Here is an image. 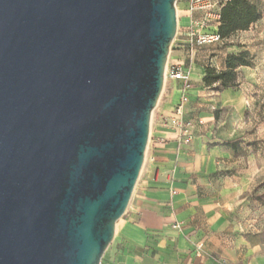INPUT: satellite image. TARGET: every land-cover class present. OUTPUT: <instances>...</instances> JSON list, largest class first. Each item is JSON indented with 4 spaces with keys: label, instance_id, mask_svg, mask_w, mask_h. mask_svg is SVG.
I'll return each instance as SVG.
<instances>
[{
    "label": "water",
    "instance_id": "1",
    "mask_svg": "<svg viewBox=\"0 0 264 264\" xmlns=\"http://www.w3.org/2000/svg\"><path fill=\"white\" fill-rule=\"evenodd\" d=\"M178 0H0V264H100L161 96Z\"/></svg>",
    "mask_w": 264,
    "mask_h": 264
},
{
    "label": "crops",
    "instance_id": "2",
    "mask_svg": "<svg viewBox=\"0 0 264 264\" xmlns=\"http://www.w3.org/2000/svg\"><path fill=\"white\" fill-rule=\"evenodd\" d=\"M176 10L168 63L190 76L183 116L189 142L166 125L181 95V83L167 78L139 179L100 264H264V156L258 149L247 153V138L234 128L225 134L215 119L223 108H245V98L239 86L203 85L216 57L206 59L205 46L185 56L193 17L186 0Z\"/></svg>",
    "mask_w": 264,
    "mask_h": 264
},
{
    "label": "rangeland",
    "instance_id": "3",
    "mask_svg": "<svg viewBox=\"0 0 264 264\" xmlns=\"http://www.w3.org/2000/svg\"><path fill=\"white\" fill-rule=\"evenodd\" d=\"M179 2L180 0L176 5ZM251 2L260 11L261 19L248 31L237 33L228 41L205 46L201 52H204L206 59L216 57V60L210 64L221 70L223 68L219 63L221 57L225 59L228 54L248 51L252 66L238 69V86L245 98V108L242 110L234 107L223 108L215 113V119L218 120L220 129L225 134L234 128L235 133L247 138V145L243 146L247 153H254L255 149H258V152L264 156V0H251ZM185 56H188L187 51ZM165 83L166 80H164L163 90ZM262 186H264V179ZM261 202H264V196Z\"/></svg>",
    "mask_w": 264,
    "mask_h": 264
},
{
    "label": "built area",
    "instance_id": "4",
    "mask_svg": "<svg viewBox=\"0 0 264 264\" xmlns=\"http://www.w3.org/2000/svg\"><path fill=\"white\" fill-rule=\"evenodd\" d=\"M227 1L186 0L188 12L193 17L187 39V55L190 59L195 55L198 48L222 42L217 29L220 22V11ZM215 69L218 70L217 67ZM167 78L181 83V95L171 117L166 121V125L174 129L184 143H188L190 138L189 126L185 124L183 116L185 105L188 103L187 94L191 88L190 76L179 65L167 63L164 80Z\"/></svg>",
    "mask_w": 264,
    "mask_h": 264
},
{
    "label": "trees",
    "instance_id": "5",
    "mask_svg": "<svg viewBox=\"0 0 264 264\" xmlns=\"http://www.w3.org/2000/svg\"><path fill=\"white\" fill-rule=\"evenodd\" d=\"M260 19L261 13L251 0H228L220 11L217 33L222 41H228L237 33L248 31ZM209 64L205 67L203 85L223 91L238 87V69L251 67L252 60L248 51H240L228 54L221 70Z\"/></svg>",
    "mask_w": 264,
    "mask_h": 264
}]
</instances>
